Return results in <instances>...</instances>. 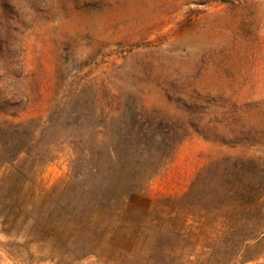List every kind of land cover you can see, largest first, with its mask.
Listing matches in <instances>:
<instances>
[{
    "label": "rangeland",
    "instance_id": "rangeland-1",
    "mask_svg": "<svg viewBox=\"0 0 264 264\" xmlns=\"http://www.w3.org/2000/svg\"><path fill=\"white\" fill-rule=\"evenodd\" d=\"M14 3L10 42L31 101L0 119L48 130L24 137L43 151L0 156V264H264V206L236 167L264 149L184 129L159 87L166 76L188 90L222 76L234 93L245 77L263 81L264 57L256 70L240 63L261 46L264 0ZM148 125L180 142L151 170L72 168L71 145L135 144Z\"/></svg>",
    "mask_w": 264,
    "mask_h": 264
},
{
    "label": "trees",
    "instance_id": "trees-1",
    "mask_svg": "<svg viewBox=\"0 0 264 264\" xmlns=\"http://www.w3.org/2000/svg\"><path fill=\"white\" fill-rule=\"evenodd\" d=\"M252 5L256 8L257 3ZM1 6L3 9L0 16L2 29L0 30V83L7 85L10 90L3 95L4 92L0 89V114L17 116L19 112L12 109L30 102L31 96L26 93L27 82L24 70L21 66L17 67L18 63L15 62L16 46L10 42L13 38L18 41L17 37L20 33V28L15 25L14 17L17 5L14 0H1ZM241 41L243 42V38ZM257 41L261 46L256 50L254 57L249 58L248 54L246 55V60L240 63L242 71H246L253 65L250 69L256 70L254 63L257 59L261 61L264 57V36ZM254 59L255 62H253ZM18 85L24 88V93L20 94L15 90ZM234 85L232 80L222 76H216L208 81L201 80L198 84L194 83L190 90L182 79L174 80L166 76L159 83L162 96L170 103L173 102L177 112L175 115L179 116L184 129H191L205 139L231 147L255 151L264 149V80L260 81L252 76L245 77L242 85L237 88V92H229L228 89H233ZM46 129L48 130L46 125L32 127L28 121L11 123L0 119V156L16 154L15 158L21 153L30 155L35 147L43 151L41 144L31 143L24 137L27 134H31L33 139L39 134L44 136ZM149 131L150 134H147ZM130 132L135 133V130L132 128ZM157 132L158 135H156ZM136 135L140 140L135 144H103L104 142H101L97 149L91 144L71 145L74 150L72 168L77 170V166L83 164L85 159L93 170H104L111 177L115 176L120 168L127 169L129 177L139 175V170L147 172L152 169L150 165L155 163L160 155L162 145L167 146L170 141L174 142L175 148L180 143L177 132L168 128L152 131L148 125L142 131L138 129ZM99 148L102 149L99 151ZM104 151L106 158H109L107 163L103 158L105 155H102ZM236 167L240 173L244 172L242 175H248L249 183L253 186L250 189L252 194L249 192L248 201L264 206V155L252 156L248 159L240 158ZM242 200L245 199L242 198Z\"/></svg>",
    "mask_w": 264,
    "mask_h": 264
}]
</instances>
